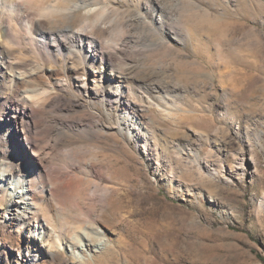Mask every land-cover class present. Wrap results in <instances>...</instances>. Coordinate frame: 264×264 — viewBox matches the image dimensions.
Segmentation results:
<instances>
[{"label": "rangeland", "instance_id": "1", "mask_svg": "<svg viewBox=\"0 0 264 264\" xmlns=\"http://www.w3.org/2000/svg\"><path fill=\"white\" fill-rule=\"evenodd\" d=\"M85 1L43 29L95 38L124 94L109 95L68 38L49 50L40 12L21 5L31 28L0 20L23 62L16 82L0 79V108L24 107L19 123L0 120V156H12L0 169L27 167L17 127L43 166L109 191L88 210L36 168V215L10 223L22 175L0 178V264H264V0Z\"/></svg>", "mask_w": 264, "mask_h": 264}, {"label": "bare ground", "instance_id": "2", "mask_svg": "<svg viewBox=\"0 0 264 264\" xmlns=\"http://www.w3.org/2000/svg\"><path fill=\"white\" fill-rule=\"evenodd\" d=\"M64 2H66V0H49L48 2H46V0H0V7L2 6L4 8L5 6L9 7L8 10L6 11L0 10V20L4 19L3 23L1 24H4V22L6 21L5 19L9 21H13L14 24L16 21H20V20H22L23 22V19H24L23 26L25 27V25L28 24L29 26L26 25V28H31L32 25L30 26V24L27 23V21L29 20L28 16L30 14L27 10L23 8L25 5H27L28 8L32 7L33 9H35V11L38 10L40 12V14H38L39 15L38 19L40 20L41 18L44 19L42 20V22L35 24V26L39 28L38 39L44 42L46 46H49L48 48L49 50L50 48L51 50L53 49L50 46H54L53 50L60 51V50L65 49L67 46L63 43L64 42L63 38L64 37L68 38L69 41H71V44L73 46V49L66 48L69 51V54H71L72 57H76L78 60H81V61L86 60L90 65H92L89 71V74L92 76V78L103 81L105 85L109 86L110 88L107 91L109 95L114 96V97L115 96L121 97L124 94V92L117 87L114 88L115 85L119 86V80H118L117 75L113 72V70H111L109 66V63H110L109 55L106 54L104 51L99 50L98 42L95 38H92L91 36H87L86 34L78 30L73 31L72 28L68 25L60 26L48 32H46L43 29L44 27H47L50 23L51 24H53V22L55 23L57 15L62 16L64 20L65 19L68 20L72 15H74L77 9L83 6V4L86 1L78 0L72 3L71 6H64L63 5ZM21 5H24V6H22L23 8L21 7L22 9H19ZM32 8H30L31 9L30 11L33 10ZM9 21L7 22L9 23ZM9 25L10 24L0 25V79H5L7 77L9 78L8 81L16 82L15 81L16 78H19L21 76L20 75H18L19 77L17 76L16 74L17 72L16 73L14 72V68H18L19 67L18 65L22 66L23 62H20V61L15 62L16 60L15 61L10 60L11 58L10 56L13 55V51H12L13 49L9 44L10 42H13L14 40H16L18 37L16 38L14 36L16 33H12L10 30L13 26L11 27ZM93 25L94 24H92V26ZM24 27H22V30ZM90 28H93V27H90ZM25 29L24 31H26ZM60 36H63V38L61 37L63 41H61L62 39L61 40L59 39ZM112 87L114 89H112ZM95 89L97 93V88ZM27 91H24V92H27ZM2 108L3 109L0 108L1 109L0 110V120H2L3 122L7 120L8 122L19 123L18 115L15 112L20 113L21 112L20 110L22 109L24 110V107L21 105L19 101H16V100L9 101ZM22 125L24 124L22 123ZM16 129L14 132L16 133L15 135H17V138L21 140L20 141L21 147L23 149V154H24L23 158L25 159L27 163V167L25 169H20L18 167H14V163H9V165H6L5 167H2L0 169L1 170L0 171L1 181L3 180L2 178L4 176L11 178L12 175L14 174L22 175V178L16 177L14 179L13 189L20 190V191H16V192H20V194H17L15 196L14 201L9 204L10 211H9V218L7 221L12 223L13 221L15 222V221L25 220L27 218H31L36 215V212L38 209H37V205L35 202V195L32 191L33 184H34L33 177L39 176V174L35 172L36 168H37V171H41V174H40L41 177L42 176L46 177L49 191L55 192L57 190L59 191L62 188L69 189L73 193H76L77 196L80 197L81 200L79 201H83V206L88 210L92 207H95V204L97 202H100L99 200L102 199L108 193L109 188L107 187H103L102 189H100L102 193L99 195L95 194L94 196V195H91L90 193H86L85 188L82 187L83 184L81 185L80 180L77 179L75 174L72 173L73 171L71 172L68 166H56V165H50L46 167L43 166L41 164V159L39 157L32 158L31 156L32 155L31 151H35L37 147L34 141L32 140V138L29 137L27 130L23 131V129L21 128L20 130H16ZM20 131L22 132L23 136L20 135ZM61 141L62 140L60 138L55 136V138H53L52 140V145L54 146L59 145ZM0 157L2 159H5V158L11 159L12 156L8 154V155H4L3 157L2 156ZM3 183L4 181L1 182L0 185H3ZM93 191H96V190H93Z\"/></svg>", "mask_w": 264, "mask_h": 264}]
</instances>
